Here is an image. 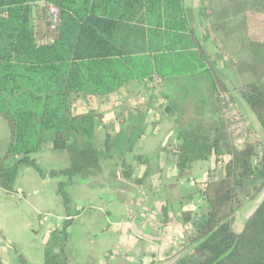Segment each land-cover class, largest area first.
I'll list each match as a JSON object with an SVG mask.
<instances>
[{
    "label": "crops",
    "instance_id": "0c3cea01",
    "mask_svg": "<svg viewBox=\"0 0 264 264\" xmlns=\"http://www.w3.org/2000/svg\"><path fill=\"white\" fill-rule=\"evenodd\" d=\"M238 1L242 4L238 7L222 0L213 14L200 10L195 15L190 11L189 16L246 119L249 145L261 155L264 132L236 85L252 81L264 85V8ZM241 60L249 65V72L225 73L228 66L237 69ZM198 89L205 91L204 99L195 98ZM217 92L208 75H197L164 82L134 81L103 96H73V113L91 110L99 116L100 123L93 130L97 166L75 174L65 186L66 206L57 193L64 177H41L34 168L21 166L14 191L0 189V261L44 264L45 247L55 241L53 232L60 231L70 216L62 248L66 264H177L181 259L184 264H195L199 257L191 238L207 212L202 191L208 179L223 177L226 157L217 160L213 153L179 171L177 132L202 121L212 134L225 135L233 145ZM169 102L175 107L168 109ZM8 144V126L0 118V156ZM78 144L82 146L83 141ZM31 156L45 170L70 165L67 153L50 143ZM259 179L251 193L239 195L233 224L237 231L264 196V185L254 195L262 185ZM184 213L190 214L186 223ZM53 246V254H59V247Z\"/></svg>",
    "mask_w": 264,
    "mask_h": 264
},
{
    "label": "trees",
    "instance_id": "16d2710c",
    "mask_svg": "<svg viewBox=\"0 0 264 264\" xmlns=\"http://www.w3.org/2000/svg\"><path fill=\"white\" fill-rule=\"evenodd\" d=\"M39 2L58 9L54 30H37L33 13ZM189 12L184 0H0V118L9 131L0 156V189L12 193L19 168L30 166L41 177L65 178L57 193L68 205L65 186L75 174L97 166L93 130L100 123L91 110L73 113V96H103L153 77L164 82L201 74L209 76L215 92L230 91ZM46 36L50 41L37 43ZM236 90L264 132V85L252 81ZM177 139L179 171L213 153L217 160L226 157L223 177L208 179L202 191L207 212L191 238L199 257L195 264H264V196L239 231L233 225L238 188L253 176L262 179L254 195L264 185V153L256 154L249 139L238 150L202 121L180 128ZM45 143L67 153L69 167L41 169L31 155ZM69 217L45 247L44 264H66L62 248ZM189 217L184 213L182 221ZM52 246L59 247V254H53Z\"/></svg>",
    "mask_w": 264,
    "mask_h": 264
},
{
    "label": "built area",
    "instance_id": "2783aa9c",
    "mask_svg": "<svg viewBox=\"0 0 264 264\" xmlns=\"http://www.w3.org/2000/svg\"><path fill=\"white\" fill-rule=\"evenodd\" d=\"M39 7L44 8L45 14L47 15V22L45 26L49 30H54L59 23L58 9L55 6L45 2H39L35 5L36 10L40 9ZM50 38L51 37L49 36L39 38L37 43H47L50 41ZM153 78L155 79V82H158V77ZM217 100L220 112L226 120L227 131L232 137L233 146L238 150L243 149L250 136V129L247 125L244 115L235 104L230 91H218Z\"/></svg>",
    "mask_w": 264,
    "mask_h": 264
},
{
    "label": "rangeland",
    "instance_id": "374dc122",
    "mask_svg": "<svg viewBox=\"0 0 264 264\" xmlns=\"http://www.w3.org/2000/svg\"><path fill=\"white\" fill-rule=\"evenodd\" d=\"M220 1L222 2V0H184V3L190 9L191 14L195 15V12H199L200 10H203L204 14H207V12H209V11L212 12V14H213L214 10L220 9V7H219ZM245 2H246V4H245L246 6L254 4L258 8H264V1L263 0H246ZM233 3H234V7H238V5H242L241 2H239L238 0H233ZM228 5H229V7H231L232 4H228ZM39 8L40 9H38V10L35 9V13H33V17L35 18L34 23L35 22L37 23V25L35 23L36 28L37 27L40 28V29L37 28V30L42 31V30L47 29V27L45 26L46 22H47V15L45 14L44 8H42V7H39ZM37 11H38V13H37ZM49 36H52V34L49 33ZM249 70H251L249 65L246 62H244L243 60H241L238 64L237 69L231 68L228 66L225 69V73L227 75L236 76L238 73L249 72ZM201 76H206V74H201ZM200 83H203V81ZM238 85H240V84H237L236 86H238ZM201 91L202 90H199V94L195 95L196 99L201 100V99L205 98L204 97L205 91H202V92ZM258 178H260V177H256V178L251 177V178H248L247 180H245L243 186L241 188H238L239 195L241 197H244L245 194L251 193L253 191L252 186L254 185V183L258 182ZM235 228H237V225H235Z\"/></svg>",
    "mask_w": 264,
    "mask_h": 264
}]
</instances>
